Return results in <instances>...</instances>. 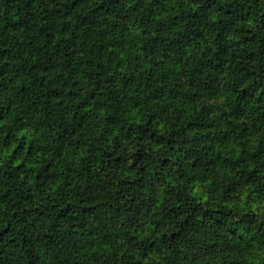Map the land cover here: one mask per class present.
Listing matches in <instances>:
<instances>
[{
    "label": "trees",
    "instance_id": "1",
    "mask_svg": "<svg viewBox=\"0 0 264 264\" xmlns=\"http://www.w3.org/2000/svg\"><path fill=\"white\" fill-rule=\"evenodd\" d=\"M0 264H264V0H0Z\"/></svg>",
    "mask_w": 264,
    "mask_h": 264
}]
</instances>
